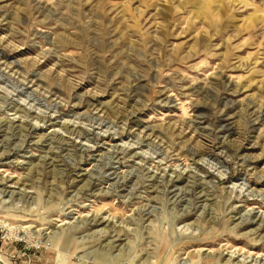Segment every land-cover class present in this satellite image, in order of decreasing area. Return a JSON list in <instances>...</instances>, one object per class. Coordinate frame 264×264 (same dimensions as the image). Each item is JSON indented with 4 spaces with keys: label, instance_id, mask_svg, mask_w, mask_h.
<instances>
[{
    "label": "rangeland",
    "instance_id": "374dc122",
    "mask_svg": "<svg viewBox=\"0 0 264 264\" xmlns=\"http://www.w3.org/2000/svg\"><path fill=\"white\" fill-rule=\"evenodd\" d=\"M0 264H264V0H0Z\"/></svg>",
    "mask_w": 264,
    "mask_h": 264
},
{
    "label": "bare ground",
    "instance_id": "6f19581e",
    "mask_svg": "<svg viewBox=\"0 0 264 264\" xmlns=\"http://www.w3.org/2000/svg\"><path fill=\"white\" fill-rule=\"evenodd\" d=\"M66 127H68V126H66ZM70 130V129H69ZM72 133V132H71ZM116 152V151H115ZM118 152V151H117ZM116 152V153H117ZM5 186H7V185H5ZM4 186V187H5ZM14 192H12L11 194H13ZM3 194H10L7 190H6V188L4 189V191H3ZM105 220V219H104ZM9 223H10V225H11V229H13V231L17 234L18 233V235L20 234V233H23L25 230H26V232H30V227L31 226H27V227H18V226H15V225H13V221H9ZM21 228V229H20ZM18 230H19V232H18ZM39 231V230H38Z\"/></svg>",
    "mask_w": 264,
    "mask_h": 264
}]
</instances>
